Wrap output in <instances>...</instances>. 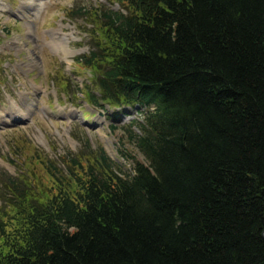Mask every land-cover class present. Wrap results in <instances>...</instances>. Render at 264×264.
<instances>
[{"label":"trees","instance_id":"16d2710c","mask_svg":"<svg viewBox=\"0 0 264 264\" xmlns=\"http://www.w3.org/2000/svg\"><path fill=\"white\" fill-rule=\"evenodd\" d=\"M123 1L100 87L157 103L148 161L121 176L103 156L82 191L30 203L0 264H264V0Z\"/></svg>","mask_w":264,"mask_h":264},{"label":"rangeland","instance_id":"374dc122","mask_svg":"<svg viewBox=\"0 0 264 264\" xmlns=\"http://www.w3.org/2000/svg\"><path fill=\"white\" fill-rule=\"evenodd\" d=\"M7 2H12L13 0H6ZM100 2L106 3V0H51V2H48L47 4V12L49 14H60L63 13L64 7H68L70 9H77L80 5L84 6H91L93 4H98ZM90 10L87 12L84 10H81L80 12V19L77 21L79 22H86L87 27L93 26V21L91 19ZM62 16V15H61ZM13 21L9 20V16H1L0 15V27L3 28H9L13 25ZM14 28H16L14 26ZM79 34L84 36V42L79 41V44L85 45V50H87L91 44L92 36L93 34L86 30L85 33L82 32V28L77 29ZM4 33H7L6 31ZM16 34V30L12 31L10 34V37L12 38ZM27 36L25 33L22 32V36L20 37L21 42L24 46V42L26 40ZM39 43H43L42 39L38 40ZM28 49L25 47L24 50L17 49L19 51H13L10 54L3 53L2 57L0 56V64H2L6 59H16V64L20 62V56L23 59H26L28 57L27 52L33 49V46L31 43H27ZM89 51V50H88ZM19 52V54H18ZM41 53V52H40ZM17 54V55H16ZM10 55V56H8ZM45 70L42 68L41 74L44 73V77L42 78L40 83H37L38 85H42L44 89H48L46 93L43 95V99L47 100V104L44 105L45 107H49L53 110L59 105L62 106L63 109H66L67 112L71 111V106H76L77 109H74V112L78 115L73 118V122L70 124V127L67 123H63L62 121H56L51 122L48 120L40 119L37 122L32 123L28 127H19L16 128V130L12 129L10 127H6L0 130V171L10 173L12 175H18L21 170H24L22 173V179H19V181L28 183L27 185H24L26 190L29 192H32L33 194H39L40 191L43 188H46L49 186L46 182L48 181V178L46 176V170L50 172H55V167L59 166L63 163L64 157L70 158L71 155L79 153L81 151H85L84 146L81 143V140H77V138H85V135L82 132V130H86L87 134H90L93 132V135L95 137H92L91 143L94 146L97 144V142H102L106 149L108 150L110 156L114 158L115 161L120 162L123 164L124 168L128 167L129 161H130V155H133L135 157L142 158V156L139 154L138 150L136 149L135 145L129 142L126 138L122 139L123 131L122 129H116V130H110L108 127V124L111 125V123L115 125H119L118 122L110 120L105 116H101V118H98V115L92 114V118L90 119L94 125L96 121L102 119L105 120L103 124H100L97 128H91L88 129L85 125L88 124H82L81 121H79L81 116V111H95L101 110V107H95L91 103L81 101L83 99V95H81V92L77 90L75 95L76 88H81L83 84L80 81H84L87 79V75L85 74L80 67H78L77 70V76H74L70 74L67 75V78L65 81L61 83V89L59 90L57 86V82L55 80L56 74L63 75L61 73V70H65V68H72L71 64H67L65 67L61 68H54L55 62L52 60L51 55H45ZM37 60V59H36ZM33 62V60L31 59ZM15 64V65H16ZM52 65V67H51ZM2 66V65H1ZM4 68V69H2ZM6 70V73L4 71ZM68 71V70H65ZM33 72L37 73V70H34ZM40 74V75H41ZM10 75V69L9 67L2 66L0 67V78H3L4 76ZM37 75V74H36ZM22 81L18 83L20 86L22 85V88L26 91H33L31 87V82L26 78L27 75L25 73V76H19ZM14 78H17V75H14ZM31 79H34L32 77H29ZM89 81V79H88ZM65 83V84H64ZM90 88L94 89V84L89 81ZM58 89V91H55L54 89ZM84 89L86 87H83ZM49 96L47 97V95ZM69 95V98L72 99V101H68V98H66ZM31 97H33V94H30ZM54 102V107L51 106V104L48 101ZM3 103L2 98V92H0V103ZM45 103V101H44ZM42 106V107H44ZM9 108V105L3 104L0 106V110H6ZM56 112H60L57 110ZM88 116V117H91ZM39 118H42L39 116ZM45 119H47L44 116ZM60 119L61 118H58ZM102 122V121H100ZM123 122H121L122 124ZM31 126V127H30ZM66 127L64 130L63 128ZM98 141H97V140ZM96 140V141H95ZM13 147V154L11 152V149ZM123 150V154H121V151ZM2 154V155H1ZM62 154V157H61ZM51 156V159L54 161L50 165H45L44 160ZM126 159V161H125ZM63 168V167H62ZM58 173V170H57ZM62 173H66V170H63ZM60 174L58 173L57 176ZM65 183H68L67 178L64 179ZM6 198L3 201V205L6 204Z\"/></svg>","mask_w":264,"mask_h":264},{"label":"bare ground","instance_id":"6f19581e","mask_svg":"<svg viewBox=\"0 0 264 264\" xmlns=\"http://www.w3.org/2000/svg\"><path fill=\"white\" fill-rule=\"evenodd\" d=\"M38 7V6H35ZM57 46L62 47L63 46V42L57 43ZM263 235H264V230H263Z\"/></svg>","mask_w":264,"mask_h":264}]
</instances>
